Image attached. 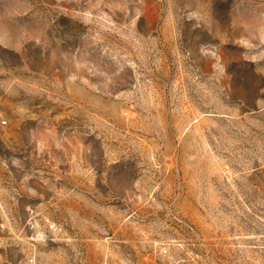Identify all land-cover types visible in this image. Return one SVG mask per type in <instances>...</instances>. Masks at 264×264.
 I'll return each mask as SVG.
<instances>
[{"label": "rangeland", "instance_id": "rangeland-1", "mask_svg": "<svg viewBox=\"0 0 264 264\" xmlns=\"http://www.w3.org/2000/svg\"><path fill=\"white\" fill-rule=\"evenodd\" d=\"M0 264H264V0H0Z\"/></svg>", "mask_w": 264, "mask_h": 264}]
</instances>
